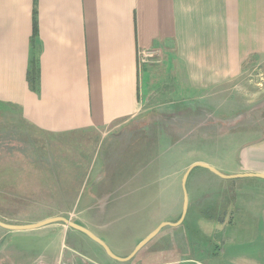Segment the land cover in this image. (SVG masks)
Wrapping results in <instances>:
<instances>
[{"label":"crops","instance_id":"0c3cea01","mask_svg":"<svg viewBox=\"0 0 264 264\" xmlns=\"http://www.w3.org/2000/svg\"><path fill=\"white\" fill-rule=\"evenodd\" d=\"M152 49L160 55L146 54ZM262 61L264 0H0V106L54 137L109 130L141 117L156 102L172 108L190 97L216 93L240 80L247 64ZM238 159L233 170L220 169L230 177L212 170L204 176L213 184L231 179V187H201L200 175L190 172L187 180L192 177L195 185L188 192L187 213L176 223L183 196L179 219L166 224H195L200 232L211 226L216 247L198 241L188 248L183 239L174 242L166 234L167 247L143 252L165 225L128 258L159 225L132 245L109 243L102 234L110 232L103 219L112 211L102 201L108 197L98 193L114 191L101 185L77 194L75 215L46 204L48 213L12 218L0 213V220L29 225L62 216L94 232L117 257L84 231L54 220L21 229L0 224V238H7L14 251L0 264H264V134L251 137ZM197 161L219 169L206 158ZM11 190L25 193L22 186H9L0 198H15ZM229 193L230 213L219 215L213 226L199 213L201 200L222 201ZM31 233H38L39 242L18 251L13 241ZM165 250L164 258L150 260Z\"/></svg>","mask_w":264,"mask_h":264},{"label":"rangeland","instance_id":"374dc122","mask_svg":"<svg viewBox=\"0 0 264 264\" xmlns=\"http://www.w3.org/2000/svg\"><path fill=\"white\" fill-rule=\"evenodd\" d=\"M4 109L0 108V196L9 186H22L25 193L11 190L15 198H0V213L8 218L39 215L48 213L49 205L57 213L75 215L77 194H88L94 186H112L114 192L98 193L108 197L102 201L112 211L103 219L110 232L102 234L111 244L132 245L163 221L179 219L184 189L190 193L195 185L190 177L184 188L183 175L195 160L213 161L220 172L233 170L247 141L264 134V61L250 62L240 80L225 83L216 93L190 97L172 108L156 102L141 117L109 130L54 137L28 127L16 111ZM191 172L200 175L201 187L232 186L231 179L213 184L204 177L212 172L206 167L196 166ZM231 196L201 200L200 215L218 226L219 215L230 213ZM179 226L166 225L142 251L167 247L166 234L174 242L183 239L188 248L198 241L216 247L211 226L201 232L195 224ZM3 230L0 226V235ZM31 234L13 241L18 251L31 241L39 242L38 233ZM8 243L0 238V260L14 253ZM164 252L150 260L164 258Z\"/></svg>","mask_w":264,"mask_h":264},{"label":"water","instance_id":"95a60500","mask_svg":"<svg viewBox=\"0 0 264 264\" xmlns=\"http://www.w3.org/2000/svg\"><path fill=\"white\" fill-rule=\"evenodd\" d=\"M196 166H203V167H206V168H209L210 170H212L213 172H216L217 174H220L221 176H225V177H230L231 175H227V174H224L222 172H220L216 167H214L213 165L207 163V162H204V161H197V162H194L190 165V167L188 168V170L186 171L185 175H184V178H183V185H184V188H185V183H186V180L188 178V175L189 173L191 172V170L196 167ZM261 175V174H260ZM261 176H264V175H261ZM184 192H185V196H184V205H183V211H182V215L180 217V220L176 223H179V222H182V220L184 219L186 213H187V210H188V193H187V190L186 188L184 189ZM54 220H63L64 222H66L67 224L73 226V227H76L82 231H84L85 233H87L89 236H91L92 238H94L97 242H99L100 244H102V246H104V248L107 250V252L112 255V256H115V254L113 253V251L111 250V248L107 245V243L101 239L99 236H97L94 232H92L91 230L87 229L86 227L80 225V224H77L76 222H73L65 217H52V218H49V219H46L44 221H41V222H38V223H35V224H29V225H12V224H8V223H5L3 221L0 220V224L5 226V227H8V228H30V227H37V226H40L42 224H45L47 222H51V221H54ZM166 224H172L171 222H162L157 228H155L151 233H149L137 246L136 248L134 249V251L132 252V254L129 257H131L133 254H135L142 246H144L151 238H153L160 230L163 226H165ZM117 257V256H115Z\"/></svg>","mask_w":264,"mask_h":264},{"label":"built area","instance_id":"2783aa9c","mask_svg":"<svg viewBox=\"0 0 264 264\" xmlns=\"http://www.w3.org/2000/svg\"><path fill=\"white\" fill-rule=\"evenodd\" d=\"M146 54H148V55H155V56H157V54H159L160 55V52L159 51H157V50H155V49H152V50H147V53Z\"/></svg>","mask_w":264,"mask_h":264},{"label":"trees","instance_id":"16d2710c","mask_svg":"<svg viewBox=\"0 0 264 264\" xmlns=\"http://www.w3.org/2000/svg\"><path fill=\"white\" fill-rule=\"evenodd\" d=\"M1 108H5L4 106H0Z\"/></svg>","mask_w":264,"mask_h":264}]
</instances>
